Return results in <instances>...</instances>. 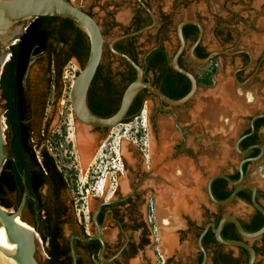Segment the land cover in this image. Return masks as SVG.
Masks as SVG:
<instances>
[{"label":"flooded vegetation","instance_id":"obj_1","mask_svg":"<svg viewBox=\"0 0 264 264\" xmlns=\"http://www.w3.org/2000/svg\"><path fill=\"white\" fill-rule=\"evenodd\" d=\"M98 1L95 0V4ZM125 1L129 3L131 10V20L127 27L117 24L114 20L115 11L120 6L116 0H105L99 5V10L103 14L101 21L95 18L90 9L87 10L81 6L80 8L95 19L106 41V35L113 29L118 31L112 38L123 35L127 31H133L138 26L144 28L153 24L152 17L138 0ZM141 1L153 14L154 26L132 37L130 41L121 43L118 46L119 51L114 49V46L123 40L115 43L113 49L127 55L139 66L143 70L142 81L150 83L165 98L171 101L181 99L189 93L192 84L186 76L172 68V58L180 48V41L176 34V25L173 26L172 23L171 11L178 5H183L184 0L180 3L178 0H171L167 11L161 10L159 0ZM152 1L157 2L158 12L152 10ZM220 30L224 29L217 26L215 34L219 35ZM182 35L185 47L176 63L178 67L196 78L199 87L201 77L194 74V65L206 64L198 65L189 57L188 51L196 39H194V32H183ZM222 37L226 42L231 41L232 38L231 34L228 36L226 32L222 34ZM141 38H143L142 41ZM172 38L174 42L170 44ZM158 50H162V53H158ZM221 51L227 54L215 55L208 63L219 57L237 56L240 59V65L231 73L235 82L239 85H247L256 78L262 58L256 61L253 69L249 71L254 61L251 53L245 49L232 51V47L226 49L220 47V49L208 51L201 41L193 50V55L199 59L203 55L206 58L213 52ZM76 61L81 66L77 59ZM210 74L213 77V72ZM137 77V70L125 59L113 55L105 43L100 65L86 95V107L90 114L99 118L113 116L120 108L125 89ZM196 95L182 105L173 106L147 89H140L120 124L110 129L88 127V134L92 137V141L85 146L84 152H81L77 140L78 128L84 125L73 114L70 96L68 107L70 114L66 117L71 122L72 133L67 144L65 142L67 128L64 126L67 123L59 126V132H52L50 131L51 119L47 112H44L39 126L40 146L53 156L56 167L63 173L64 179L61 182L53 176H48L45 180L43 178L38 192L30 193L22 177L21 190L7 194L12 205L17 203L18 195H20L18 206L9 211L16 212L20 208L21 220L31 225L35 232L38 231L39 264H49L47 261L51 258L56 259L53 264L68 262L72 264L70 248L72 237L86 240H73L76 264H154V262L155 264H197L200 257L202 259L199 264H201L203 253L198 248L197 239L206 227H208L207 232L201 241L207 256L206 264H216L215 261L219 255L230 254L228 251L230 247L217 243L213 228L209 226L214 224L217 227L218 224L216 225L215 222H219L224 215L210 214L211 207L220 209L222 206L215 205L208 197L206 183L210 176L200 167L197 158L198 154H205L206 150L197 142V133L194 134V114L195 120L198 118ZM262 127L264 124L258 130L254 127L252 131L249 124L241 132L240 137L250 135L240 142V150L241 143L248 137L255 135L258 140L256 144L246 149L248 152L242 155V159H250V152L254 149H257L260 154L258 148L251 147L259 145L264 148V138L260 134ZM248 129L250 132L244 134ZM124 130L127 135L126 140L122 139ZM45 143L54 144L53 149L64 148V145L70 154L67 163L73 161L76 165L68 166L69 170L62 169L59 159L60 161L63 159H58L59 155ZM187 164L197 175V184L194 176L187 175L185 170ZM245 164L249 165L250 162ZM77 172L84 173L83 191L88 199L84 216H81L77 210L75 197H70L71 193H83V191H77ZM236 173H238L237 169L225 175L229 177ZM101 177L104 179L100 180ZM99 181L100 185H98ZM214 181L210 187L213 197ZM226 189L234 190V187L228 185ZM194 190L197 191L198 197L201 195V198L199 201L197 198V204L188 201L187 206L194 209L196 204L195 207L202 211L205 223L201 227L186 216L181 204L177 211L173 212L171 208L172 205H176L177 198L183 191L194 192ZM263 197L264 193L257 189L256 199L260 200ZM236 199L239 198L236 197ZM240 200L251 205L245 200ZM254 212L255 210L252 209L247 219L235 217L239 222H251ZM16 222L24 225L18 218ZM157 222H173L174 224L182 222L183 224L182 227L176 225L173 228L176 246L167 257L161 255L158 249L160 227ZM234 232L237 233L236 229ZM208 233L211 240L205 245L203 241ZM263 237L264 235L260 239ZM242 240L240 237V241ZM187 244L191 246L188 253L184 252ZM250 244L253 248L260 250L252 242ZM238 251V257L234 258L240 259L243 262L240 264H244L245 256L240 250ZM259 252L256 253L257 256Z\"/></svg>","mask_w":264,"mask_h":264},{"label":"rangeland","instance_id":"obj_2","mask_svg":"<svg viewBox=\"0 0 264 264\" xmlns=\"http://www.w3.org/2000/svg\"><path fill=\"white\" fill-rule=\"evenodd\" d=\"M70 1L87 10L90 9L96 19L102 20L103 14L99 10V5L103 4L105 0H99L96 2L97 4H95V0ZM116 1L120 6L115 11L114 20L117 24L127 27L131 20L129 3L125 0ZM180 1L183 0H178V3ZM170 2L171 0H159L161 10L167 11ZM183 2V5H178L177 8L171 11L173 26L184 19L200 21L204 27L202 43L208 51L217 50L220 47L224 49L232 47V51L245 49L251 53L254 61L249 71L253 69L256 61L262 58L256 78L247 85L237 84L231 75L232 70L240 65V59L237 56L219 57L204 66L194 65V74L201 77L199 91L195 97L198 118L195 120L194 114V134L197 133V142L206 150L205 154L200 153L197 155L199 165L208 176L214 173L230 174L237 169L238 163L242 160V154L234 150V143L240 137L241 132L249 125L251 117L264 113V0H184ZM151 8L153 11L158 12L157 2L152 1ZM217 26L224 29V32L226 29L231 32V41L226 42L223 40L222 35L215 34ZM117 31V29H113L109 32L105 37L106 41L116 35ZM172 42H174L173 38L170 44ZM104 57L109 58V56ZM42 66L43 63L38 59H33L25 81L27 86L32 90H37L38 93L47 91L46 83L43 81L44 71ZM81 68L75 58L70 59L62 71L60 92H53L51 89L46 93L45 113L47 112L51 119L50 131L57 133L60 131L59 126L62 123H67L64 125L67 128L65 133L66 144L70 141V134L72 133L71 122L66 117L67 114H70L68 111L69 92L71 84ZM210 72H213V77H211V82L208 83L206 81L209 79L205 76ZM260 134L264 138V127L260 129ZM122 135V139L126 140L125 130ZM45 144L52 149L55 147L54 144ZM63 147L53 149V152L59 155L58 159H63V161L59 159V165L62 166V169L69 170L68 166L72 167L76 163H73V161L67 163L70 154L64 145ZM77 174L78 184L76 187L78 188L77 191L80 192L83 191V184L85 183L84 173L77 172ZM188 176H191V174H188ZM103 179L104 177H101L100 180ZM244 182L255 185L258 190L264 193V156L250 162L245 173ZM100 183L99 181L98 185ZM70 197H75L77 210L81 216H84L88 201L86 193L84 191L79 194L71 193ZM200 198L201 195H199L198 201ZM259 201L264 206V199L260 198ZM195 205L194 209L189 207L184 212L197 226L201 227L205 223V218L202 216V211L198 210ZM215 213L221 215L232 214L240 219H247L252 213V207L243 203L240 199H236L227 205H223L220 209L211 207L210 214ZM16 224L29 230L20 222H16ZM157 224L160 227L158 249L161 255L167 257L172 253L173 247L176 246L173 228L176 225L182 227L183 224L182 222L177 224L157 222ZM252 243L261 250L257 256V264H264V237L263 239L253 240ZM189 250H191V246L187 244L184 252L188 253ZM228 251L235 258L239 255L236 248H230ZM36 258L40 262L38 253Z\"/></svg>","mask_w":264,"mask_h":264},{"label":"trees","instance_id":"obj_3","mask_svg":"<svg viewBox=\"0 0 264 264\" xmlns=\"http://www.w3.org/2000/svg\"><path fill=\"white\" fill-rule=\"evenodd\" d=\"M141 28L138 26L133 31ZM133 31H127L124 34ZM183 32H194L195 39L198 28L189 24L183 27ZM225 32L228 36L231 34L228 29ZM223 33L224 30L219 31V35ZM131 39H125L115 44L114 49L119 51L118 46ZM9 51L11 55L0 75V105L4 110L7 126L5 153L8 157L13 158L4 162L0 172V207L8 211L18 206L20 195H18L17 203L12 205L7 194L21 190L22 177H24L30 193L38 192L43 178L45 180L46 177L53 176L61 182L64 179L63 173L56 167L53 156L40 146L39 126L44 117L47 91L52 89L53 92H60L62 71L70 59H77L81 63V67L85 65L90 52V43L86 33L70 19L37 17L29 21L19 41L10 46ZM157 52L162 53V50ZM204 56L199 57V59H204ZM35 58L43 63V81L47 86L45 93H38L37 90H32L25 84L31 62ZM205 77L209 79L206 82L210 83L211 74H207ZM263 124L264 118L257 119L254 122L255 130H258ZM249 132L248 129L244 134ZM257 142L255 135L250 136L241 143L240 148L246 150ZM258 154L259 151L254 149L250 152L249 157L254 158ZM247 166L248 164L243 166L244 174L247 171ZM229 178L232 181H237L239 173L229 176ZM227 187L228 183L225 180L215 179L213 183L214 197L217 200L227 199L233 192V189L228 190ZM237 197L251 204L250 191L242 190L237 194ZM257 201L261 205L258 198ZM261 206L264 208L263 205ZM215 224L217 225L218 222L216 221ZM240 224L244 231L255 232L264 225V218L255 211L251 217V222H240ZM234 230V225L226 222L221 232L222 239L240 241V236ZM210 240V233H208L203 244L206 245ZM254 249L256 253L261 252L255 247ZM238 250L245 256L244 264H248V252L242 248H238ZM201 259L200 257L197 264L201 262ZM55 261V258H51L47 262L53 264ZM215 262L216 264H240L242 261L235 259L231 254H222Z\"/></svg>","mask_w":264,"mask_h":264},{"label":"water","instance_id":"obj_4","mask_svg":"<svg viewBox=\"0 0 264 264\" xmlns=\"http://www.w3.org/2000/svg\"><path fill=\"white\" fill-rule=\"evenodd\" d=\"M141 6L149 13L153 19V24L137 31L118 35L107 42L105 41L101 29L98 23L93 17L84 12L80 6L73 4L70 0H0V75L2 74L5 63L9 60L11 55L9 47L16 44L19 41L20 36L24 33L29 21L37 17H56V18H67L74 21L88 36L90 43V52L85 65L77 73L72 86L70 88V102L72 105V111L74 116L86 127H99V128H113L121 123L127 114L129 107L140 89H147L152 94L158 96L161 100L166 101L168 104L173 106L182 105L192 99L199 91L197 80L188 71L177 66V59L185 47V41L183 38V27L186 25H194L198 28V35L191 45L188 53L190 59L198 64H207L215 55L227 54L225 51L213 52L204 59H198L193 55V50L202 41L204 35V27L200 21L195 19H184L176 24V34L180 41V48L172 58V68L186 76L192 84V88L188 94L181 99L171 101L165 98L160 92H158L150 83L142 81L143 70L137 66L127 55L118 52L113 49V45L121 40L129 39L138 36L148 30H150L154 24L155 19L150 9L141 1L138 0ZM7 35L5 40H2L1 36ZM107 44L110 52L116 57H120L128 61L138 73L137 79L132 82L124 91L122 101L119 110L111 117L99 118L90 114L86 107V95L89 86L96 74L98 66L100 65L104 44ZM264 118V113L256 114L251 117L249 124L253 131V123L255 120ZM7 126L5 122L4 110L0 105V172L4 162L8 159L5 153L6 145V132ZM250 134L239 137L234 143V150L239 154H246L248 150L241 151L239 149L240 142ZM251 148H258L260 154L257 157L250 159H242L238 165L237 170L239 178L237 181H232L227 175L223 173H214L210 175L207 180L206 188L208 197L215 205H227L234 201L237 194L242 190H249L251 192V207L255 211L259 212L264 218V208L258 203L256 199L257 187L250 183L244 182L243 165L247 162L255 161L262 156L264 149L262 146H253ZM215 179L225 180L229 186L234 187L231 195L225 200H217L213 197L210 187L211 183ZM23 204V202H22ZM20 208L16 212H10L7 209L0 207V227L5 226L7 230L8 243L14 245L15 249L12 253H7L5 250L0 248V256L9 259L12 264H39L36 255L38 249H40V240L38 233L35 232L34 228L28 223L24 222L20 218ZM18 218L21 222L25 223L32 230H26L21 228L15 223V219ZM226 222H230L234 225L237 233L243 239L242 241L236 240H224L221 237V230ZM213 228V233L217 243L225 245L230 248H242L248 252V264H255L257 260V254L253 246L250 244L253 240H256L264 235V225L255 232H246L242 228L238 218L233 215H224L220 218L217 227L214 224H209ZM208 227H206L197 239V245L199 250L203 253V261L201 264L207 263V256L204 248L202 247L201 241ZM83 240L79 237H72L70 241L72 264H76V258L73 249V240ZM92 239V238H91Z\"/></svg>","mask_w":264,"mask_h":264},{"label":"bare ground","instance_id":"obj_5","mask_svg":"<svg viewBox=\"0 0 264 264\" xmlns=\"http://www.w3.org/2000/svg\"><path fill=\"white\" fill-rule=\"evenodd\" d=\"M1 38H2V40H5L7 38V35L6 34H3L1 36ZM77 140H78V144H79V147L81 149V152H82L84 150L85 146L87 144L89 145L91 143V141H92V137L88 134V127L79 126V128H78V134H77ZM185 167H186L185 170H186L187 175L188 174L189 175L191 174V176H194V181L197 184V175L195 173L193 174V171H192L191 166L189 164H187V165H185ZM197 198H199V197L197 195V191L196 190H194V192L193 191H183L181 193L180 197L177 198L178 200L176 202V205H172L173 206V207H171L172 208V211L173 212L174 211H177V209H178V207H179L180 204H181L180 206H182V210L186 211L187 208H189L187 206L188 201L189 202L191 201V202L196 203L195 201L197 200ZM15 223H16V219H15ZM21 223H23V222H21ZM23 224L27 228H30L25 223H23ZM0 248H2L3 250H5L7 253H12L14 251V249H15L14 245H11V244L8 243L7 230H6L5 226H1L0 227ZM0 264H12V263H11V261L9 259H6V258H3V257L0 256Z\"/></svg>","mask_w":264,"mask_h":264},{"label":"crops","instance_id":"obj_6","mask_svg":"<svg viewBox=\"0 0 264 264\" xmlns=\"http://www.w3.org/2000/svg\"><path fill=\"white\" fill-rule=\"evenodd\" d=\"M263 149H264V148H263ZM263 156H264V152L262 153V156H261V157H263ZM261 157H260V158H261Z\"/></svg>","mask_w":264,"mask_h":264}]
</instances>
